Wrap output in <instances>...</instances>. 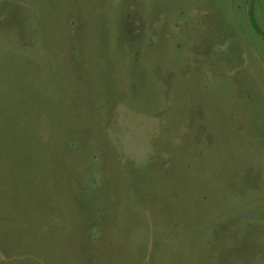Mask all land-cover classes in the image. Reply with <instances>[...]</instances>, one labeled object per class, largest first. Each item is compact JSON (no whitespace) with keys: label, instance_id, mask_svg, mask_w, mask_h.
Returning <instances> with one entry per match:
<instances>
[{"label":"rangeland","instance_id":"obj_1","mask_svg":"<svg viewBox=\"0 0 264 264\" xmlns=\"http://www.w3.org/2000/svg\"><path fill=\"white\" fill-rule=\"evenodd\" d=\"M0 264H264V0H0Z\"/></svg>","mask_w":264,"mask_h":264}]
</instances>
